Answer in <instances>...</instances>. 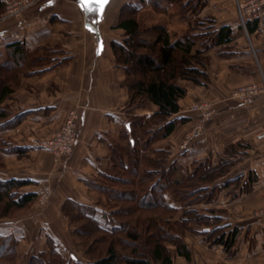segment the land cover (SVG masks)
Segmentation results:
<instances>
[{"label":"crops","instance_id":"0c3cea01","mask_svg":"<svg viewBox=\"0 0 264 264\" xmlns=\"http://www.w3.org/2000/svg\"><path fill=\"white\" fill-rule=\"evenodd\" d=\"M188 1L110 0L101 21L87 16L77 0H40L17 17L5 18V7L1 11V59L13 43L22 44L28 53L44 48L50 52L45 66L19 73L17 89L2 104L10 115L0 123V179L30 182L22 191L36 193V198L40 189L53 191L51 202L38 205L35 198L25 215L0 218L14 223L9 233L0 231V235L17 239L19 264H28L37 253L49 256V244L56 246L61 257L73 260L59 249L69 241L76 246L71 218L63 214L67 203L91 208L97 219L102 218L96 184L101 174L111 170L112 149L124 127L129 126L126 73L117 65L112 47L124 39L125 31L117 27L122 8L126 4L137 7L141 24L140 14L152 9L162 20L152 23L166 27L176 39L190 29L174 37L169 19L178 21L182 30L188 26L181 7ZM196 1L203 4L201 16L215 22L214 31L230 27L232 41L213 45L206 52L208 84L178 82L187 94L180 100L179 113L171 118L177 125L155 146L168 153L170 165H176L177 175L184 176L202 163L217 166L228 159L225 152L229 147L240 144L238 153L229 157L234 165L207 186L216 194L214 201L197 207L203 215L220 219L226 234L237 231L231 254L221 245L209 248L201 235H196L194 241L201 237V242L195 243L206 246V252H222L225 264H264V142L259 138L264 132V94L250 105L234 96L239 87L262 81L264 27L260 29L256 21L242 15L240 5L244 0ZM196 50H202L199 43ZM194 105L206 109H192ZM156 111L157 107L149 104L133 110L132 115L150 117ZM71 112L79 117L77 145L72 154L56 163L43 145ZM198 123L203 124L202 138L181 150L180 145ZM140 134L138 128L137 137ZM165 197L176 207V219H180V204L174 196ZM188 235L193 234L184 235L187 246ZM81 254L85 261L82 264H87ZM177 259L190 262L179 256Z\"/></svg>","mask_w":264,"mask_h":264},{"label":"trees","instance_id":"16d2710c","mask_svg":"<svg viewBox=\"0 0 264 264\" xmlns=\"http://www.w3.org/2000/svg\"><path fill=\"white\" fill-rule=\"evenodd\" d=\"M187 6L188 3L182 4L183 12ZM4 7L0 1V13ZM138 12L131 4L122 8L117 27L125 31L124 39L112 45L116 63L126 73L129 128L124 127L112 149L111 170L101 174L96 184L102 218L97 219L96 211L74 202L63 207V214L71 218L77 248L88 260L87 264H174L167 243L174 247L176 256L190 261L191 251L183 237L187 232H195L189 227L192 222L202 225L199 233L209 239V244L221 245L231 254L237 231L226 234L220 219L186 207L195 205L202 193H214L207 186L234 165L229 157L238 153L240 144L229 147L225 152L228 159L215 167L202 163L192 174L181 176L177 175L174 165L173 173L166 172V177L155 184L150 181L152 168L163 165L160 161L165 159L161 156L166 155L165 151L157 150L155 144L174 131L177 122L171 118L179 113L180 100L187 94L178 82L187 80L196 85L209 82L207 50L194 51L198 40L193 29L173 39L162 25L141 24ZM212 37L213 45L228 44L232 41L231 29L223 26L214 31ZM49 56L48 49L28 53L20 43L11 44L4 59L0 55V123L10 115L2 104L17 89L19 73L31 71L38 65L45 66ZM149 104L157 107L150 117L132 115L133 110ZM138 128L141 129L139 137ZM29 183L0 179V218H16L29 211L36 198V193L22 191ZM166 194L174 196L181 204L180 219H176L178 210L166 201ZM17 246L14 236L0 235V264H19ZM124 247L130 248L129 255L121 252ZM49 250V256L37 253L28 264H76L74 260L61 257L55 245L49 244Z\"/></svg>","mask_w":264,"mask_h":264},{"label":"rangeland","instance_id":"374dc122","mask_svg":"<svg viewBox=\"0 0 264 264\" xmlns=\"http://www.w3.org/2000/svg\"><path fill=\"white\" fill-rule=\"evenodd\" d=\"M201 3L198 1H194V0H189L188 1V6L186 8V12H184L186 17H183L184 19V23H188V26L186 24V27L182 30L183 27L177 25L174 20L175 19H169L170 23H171V29H173L174 31V37H177L178 35H180L182 32L185 31V29H193V33L196 36V40H198V43L201 47V49H206L207 51L213 46V41H212V36L214 34V28H215V22L213 21V19L209 18V17H203L200 14V11L202 9L201 7ZM150 8V7H148ZM174 10V9H173ZM173 13H171L172 15ZM173 16V15H172ZM171 16V17H172ZM140 20L143 24H145L146 26H150L153 25L155 23H152L153 21H157V22H162L161 18L159 17L158 13H155L154 11H152V9H147V11L142 12L140 14ZM174 146V145H173ZM172 147V146H171ZM170 150L172 151V155H173V151L174 147L171 148ZM165 154L168 156V153L165 152ZM166 155H162L161 157L164 158L165 160L160 161L163 162L161 164L163 165H157L154 168H152L153 172H152V177L150 178V181L153 182L152 184H155L156 182H159V180L161 178L166 177V172H172V170L174 169V164L170 165L169 163V159ZM173 173V172H172ZM174 176V174H173ZM47 189H40L37 192V198H36V203L39 204H47L48 202H51L53 199V191L49 190V194L46 193V200L43 199L42 196V191H46ZM199 200L196 199L197 201L195 202V205H191V206H187L186 208H195L197 209V207L203 203H212L214 201V199L216 198V194L212 193L210 195H207V193L205 194H201L199 195ZM181 206V204H180ZM185 207V206H184ZM198 210V209H197ZM198 212L200 214L201 211L198 210ZM91 213H93L91 211ZM203 215V214H202ZM19 220H17L16 222H18ZM11 224H14L13 221H7V220H0V231H4L9 233V231H11ZM212 224V223H211ZM190 228H193V230H195V232H192L193 235H188V246L190 248L191 251V260L190 262H185V261H180L177 259L178 256L175 255V249L174 247L167 243V248L170 250L172 256H173V260H174V264H225L224 260H223V253L220 252L218 253L216 251V249H212V253L210 254L209 252H206V246L202 247L200 243L196 244L195 242H201V237L200 240L198 241H194L196 239V235H201L203 240L206 241L207 243H209V239L207 237H205L204 235L200 234L199 232L202 229V225H198L196 222H192V224L189 225ZM195 238V239H194ZM212 241V240H211ZM77 240H76V246L74 243L72 242H68V243H63V245L59 246L60 252L63 254V256H65L66 258L69 259H73L76 264H82L83 262H85L82 258V252L77 248ZM211 248L212 246H216L213 244H209ZM201 247V248H200ZM204 248V249H203ZM121 252H123L125 255H129L130 254V248L124 247L120 249ZM215 250V251H214ZM222 253V254H221ZM230 255V254H229Z\"/></svg>","mask_w":264,"mask_h":264},{"label":"built area","instance_id":"2783aa9c","mask_svg":"<svg viewBox=\"0 0 264 264\" xmlns=\"http://www.w3.org/2000/svg\"><path fill=\"white\" fill-rule=\"evenodd\" d=\"M40 0H2L5 5V18L17 17L24 11L35 6ZM264 3L262 0H244L240 5L242 15L250 20L256 21L260 29L264 27ZM264 94V66L262 67V81L239 87L234 96L244 105L252 104L257 97ZM205 110L203 106H192V109ZM78 114L71 112L61 128L44 143V147L53 155L56 163H59L63 157L72 154L77 145V122ZM204 128L202 123L195 125L193 130L185 138L184 143L180 145L181 150L200 140L203 136ZM263 139L264 132L259 135ZM49 190L42 191L43 199L46 200V193ZM49 194V193H48ZM264 215V212H262Z\"/></svg>","mask_w":264,"mask_h":264},{"label":"snow or ice","instance_id":"6c2138e0","mask_svg":"<svg viewBox=\"0 0 264 264\" xmlns=\"http://www.w3.org/2000/svg\"><path fill=\"white\" fill-rule=\"evenodd\" d=\"M109 0H80L81 7L88 12L103 13L104 7Z\"/></svg>","mask_w":264,"mask_h":264},{"label":"water","instance_id":"95a60500","mask_svg":"<svg viewBox=\"0 0 264 264\" xmlns=\"http://www.w3.org/2000/svg\"><path fill=\"white\" fill-rule=\"evenodd\" d=\"M77 2H78L79 7L85 12V14H86L87 16H95L96 19H97V21H101L102 18H103V15H104L105 9H106L107 5L109 4L110 0H109L108 4L104 7V10H103V13H102V14L99 13V12H88V11H85V10L81 7L80 0H77ZM127 127L129 128V126H127Z\"/></svg>","mask_w":264,"mask_h":264}]
</instances>
